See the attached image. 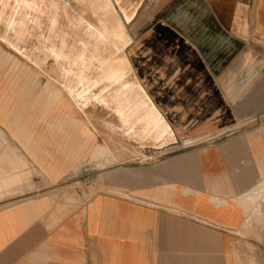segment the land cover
<instances>
[{
  "label": "crops",
  "instance_id": "0c3cea01",
  "mask_svg": "<svg viewBox=\"0 0 264 264\" xmlns=\"http://www.w3.org/2000/svg\"><path fill=\"white\" fill-rule=\"evenodd\" d=\"M157 7L178 50L170 104L152 99L182 145L206 140L147 164L108 142L123 158L90 197L72 178L98 166L94 126L35 112L41 84L0 40V264H264V0Z\"/></svg>",
  "mask_w": 264,
  "mask_h": 264
},
{
  "label": "rangeland",
  "instance_id": "374dc122",
  "mask_svg": "<svg viewBox=\"0 0 264 264\" xmlns=\"http://www.w3.org/2000/svg\"><path fill=\"white\" fill-rule=\"evenodd\" d=\"M39 1V5L46 11V15L41 20L43 24L42 30L33 31V38L28 42V45L7 34L5 18L3 17L0 20V40L14 50L15 61L20 70L26 66L33 68L36 89L41 84L40 89L35 91V112L43 114L60 113L66 115L67 119L73 120H75L74 117L79 120L81 118L82 122L78 120L74 123L66 124H77V126L81 124L83 134L87 133L86 127L90 124L85 119L87 117L85 112L91 108L94 111L98 107L97 101L92 96V91L98 79V74L104 69V66L98 63L95 58H92L91 62L95 66L90 69L87 63L83 61V63L79 64L80 74L75 78L72 76L75 73L73 69H65L64 67L65 55L74 53V51L67 49V45L81 44L78 39L79 35L76 34L77 30L71 26L73 20L78 19L79 15L84 18L91 16L88 19L91 28L97 31L99 35L105 36L104 49L107 54L105 64L115 62L121 55L127 56L132 61L138 78H146L142 82L147 90L149 89L148 92L154 101L159 102L162 99L165 103L170 104L172 91L169 89L170 85L168 83L172 76L171 68L174 60L171 58L170 52L178 50V43L171 29L168 26L162 27L160 25V8L157 7L159 0ZM81 7H83V10H81ZM48 9H56L57 12L58 27L52 31L54 37L52 39L44 34L46 33V26H48ZM99 20L102 23H98ZM103 25L107 27L105 34L101 27ZM82 48L83 50H89L90 46L87 45ZM182 48L180 46V49ZM36 61L45 63L41 66H36L33 63ZM64 71L66 72L65 74ZM63 74L64 76H70V84L67 86L66 91L61 87L64 80L62 78ZM136 75H131L130 77L135 79ZM70 93H73V95ZM71 99H74L77 109ZM158 107L164 114L166 109L168 111L170 109V105L167 107L158 105ZM99 110V114L93 113L91 120H97V123L95 121L93 123L100 130L98 131L96 128L95 131L101 143L97 145L89 157V161H97L98 166L95 163H88L86 169L79 171L72 178L75 190L82 192L84 197H90L99 191H106V164L112 161L118 162L123 158L122 153H112L111 148L108 147V142L113 141L117 146L122 145V139L129 141L133 149L131 153L136 150V154L131 155L134 156L132 159H136L135 162L139 164H147L157 160L162 154L152 153L153 148L169 146V143L173 142L171 136H165L158 140L157 147L153 146L152 138H142L140 136L143 131L128 130L119 125L118 118L113 114V111ZM2 112L6 111L3 109ZM103 120L119 125L122 132L129 138H124L118 132L113 133V140L106 134L107 130L103 125ZM178 130H180L177 135L178 139L171 145L173 148L167 150L164 154L181 151L206 140H201L188 146L186 144L182 145L185 139H195L196 137H188L182 128ZM256 237L260 243L263 242L264 234H258ZM257 256L260 261L264 260V250H259Z\"/></svg>",
  "mask_w": 264,
  "mask_h": 264
},
{
  "label": "bare ground",
  "instance_id": "6f19581e",
  "mask_svg": "<svg viewBox=\"0 0 264 264\" xmlns=\"http://www.w3.org/2000/svg\"><path fill=\"white\" fill-rule=\"evenodd\" d=\"M39 3V0H0V20L3 17L5 18L7 34L28 45V42L33 38V31L42 30L43 24L41 20L46 15V11L41 8ZM81 8L83 10V7ZM84 8L86 10L85 6ZM51 11L53 12L52 14ZM47 13L48 26H46V33L44 34L52 39L54 38L52 31L58 27L57 12L56 9H48ZM78 17V19L73 20L71 26L77 30L76 34L79 35L78 39L81 41V44L67 45V49L74 51V53L65 55V69H73L75 73L72 76L75 78L80 74L79 64L83 63V61L87 63L90 69L95 66L91 62L92 58H95L98 63L104 66V69L98 74V79L92 91V96L97 101L98 107L94 111H92V108L87 110L85 112L87 114L85 119L96 130L95 124L91 120L93 113L99 114V109L113 111V114L118 118L119 125L128 130L143 131V133H140V136L142 138H152L153 146L157 147L158 140L165 136H171L174 142L176 137L171 126L166 122L164 113L153 101L152 96L148 92L149 89L147 90L146 86H144L143 79L138 78L136 75L132 61L127 56L121 55L115 62L105 64L107 61V54L104 49L105 36L99 35L97 31L91 28L88 23V19L91 16L84 18L79 15ZM98 23L102 22L99 20ZM101 27L105 34L107 27L104 25ZM87 45L90 46L89 50H83L82 47ZM33 63L36 66H41L45 62L36 61ZM64 74L62 77L64 79L63 85L61 87L66 91L67 86L70 84V76H64ZM131 75H136V80L131 78ZM70 94L73 95V93ZM71 101L77 109L74 99H71ZM103 122L107 130L106 134L113 140V133L118 132L124 138H129L122 132L119 125L106 120H103ZM97 130L100 131L98 128ZM131 154H136V150ZM254 194L258 199L263 198L264 180Z\"/></svg>",
  "mask_w": 264,
  "mask_h": 264
}]
</instances>
